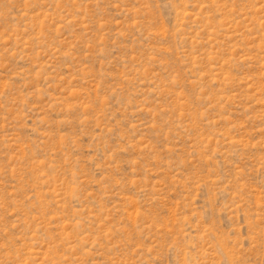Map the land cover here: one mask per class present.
Returning <instances> with one entry per match:
<instances>
[{
  "label": "rangeland",
  "instance_id": "rangeland-1",
  "mask_svg": "<svg viewBox=\"0 0 264 264\" xmlns=\"http://www.w3.org/2000/svg\"><path fill=\"white\" fill-rule=\"evenodd\" d=\"M0 264H264V0H0Z\"/></svg>",
  "mask_w": 264,
  "mask_h": 264
}]
</instances>
